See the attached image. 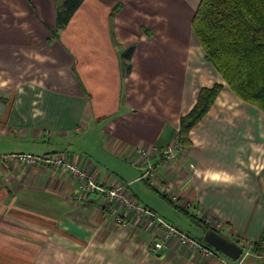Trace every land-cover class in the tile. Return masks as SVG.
<instances>
[{
    "label": "crops",
    "instance_id": "0c3cea01",
    "mask_svg": "<svg viewBox=\"0 0 264 264\" xmlns=\"http://www.w3.org/2000/svg\"><path fill=\"white\" fill-rule=\"evenodd\" d=\"M118 1L83 0L59 39L49 41L55 0H0V262L33 264L42 256V264H65L67 257L73 260L66 264H264V112L237 97L205 59L191 26L198 0H161L146 24L139 10L119 8L110 25L109 7ZM123 40L136 44L129 72L119 59ZM214 82L224 86L190 130V146L156 169L152 185L170 189L185 214L228 240L262 235L260 254L227 256L233 263L173 238L155 249L160 224L123 202L117 210L125 224L98 234L106 220L99 200L80 204L81 224L77 206L66 207L75 188L68 170L14 155L61 154L99 184L115 185L109 172L125 178L119 157L145 165L136 148L173 142L198 89ZM98 148L116 159V169L99 163Z\"/></svg>",
    "mask_w": 264,
    "mask_h": 264
},
{
    "label": "trees",
    "instance_id": "16d2710c",
    "mask_svg": "<svg viewBox=\"0 0 264 264\" xmlns=\"http://www.w3.org/2000/svg\"><path fill=\"white\" fill-rule=\"evenodd\" d=\"M59 1L55 29L51 31L49 41L59 39V31L69 23L83 2ZM191 26L205 59L219 72L227 86L237 97L264 112V0H198ZM133 51L134 45H130L119 53L123 72H129L132 67ZM223 86L221 82H214L200 87L195 103L179 117L175 140L183 150L191 144L190 130L207 113ZM141 175L140 178L155 189L150 177L144 172ZM159 193L167 198L166 193ZM196 221L205 231L213 229L197 217ZM202 237L197 239L213 248ZM261 243L262 235L252 241L251 251L260 254Z\"/></svg>",
    "mask_w": 264,
    "mask_h": 264
},
{
    "label": "rangeland",
    "instance_id": "374dc122",
    "mask_svg": "<svg viewBox=\"0 0 264 264\" xmlns=\"http://www.w3.org/2000/svg\"><path fill=\"white\" fill-rule=\"evenodd\" d=\"M59 2H60L59 0H55V3H57L58 6H59ZM162 3H164V2H162L161 0H122V1L120 0V1L116 2L115 4H113L111 6V8L109 7V10L111 9L110 12L112 13V16L110 19V25H111V22L114 21V14L119 12V8H120V10H123L124 12H127L128 10H131V9H134V11H136V12L139 10L138 14H139L140 18L143 19V21H145V23H143V24H146L147 20L152 18V16H151L152 13H155V11H157L156 8L162 7V6H157V5L162 4ZM83 8H84V6H83ZM154 19L157 20V17H154ZM79 21H81V16H78L73 22L70 23V25L78 23ZM139 28H140V31L142 30V32H144V33H149L148 31L150 30V28L148 25H141V26L139 25ZM59 32H61V30ZM115 34H116V31H115ZM118 34H120V32ZM118 34H116V35L118 36ZM122 42H123V44L120 43V45H122V46H124V44H127V46L124 48H127L130 45H134V51H135V46H136L135 42L125 41V40H123ZM82 140H86L87 141L86 144H89V141L91 142L92 138H89V136H88ZM173 142H175V140ZM173 142H171V143H173ZM75 147L77 149H81L80 146L75 145ZM155 147H158V146H155ZM183 151L178 152L176 154L182 153ZM156 152H157V148H153L152 149V155L154 156L156 154ZM47 154H49V153H45L43 155H47ZM37 155H41V154H37ZM98 158L100 159L99 163H101V164L103 163L105 166L110 167L112 169L117 168L116 161H115L116 159L109 157L108 155H106L101 150H100V153L98 154ZM140 158L142 159L143 157L140 156ZM119 159H120V161L119 160H117V161L120 162V166H121L120 170L125 172L124 174H121V175H124V177L127 179V181L125 180V178H122L123 176L121 177L119 174H116L113 172H109V173L112 175L114 182H117V183L127 182L128 183V187L133 192H135L137 197L139 198V200H138L139 205L138 206L144 207V208L146 206L147 211H149L151 213L154 211L153 212V214H154L153 219L154 220H152L153 225H155V223H157L159 221H164L168 224H172L176 227H179L180 229H182L183 231H185L186 233H188L189 235H191L193 237L199 238L200 236H203V229L204 228L200 224H198V222L193 217H190L189 215L185 214V212L179 208L178 204L173 203L168 198V196H169L168 194H166L167 198L162 196L159 193L160 191L162 193H164V190L162 191L161 187H157V188H155L156 189L155 190L154 188L148 186L141 179H136L134 181L131 180L130 182H128L129 179L131 177H133L132 175L140 176V174L145 169V165H141L140 167L133 166V165H130V164L124 162V160H125L124 157H119ZM23 161L25 163H27L25 160H23ZM40 161H42V160H36L35 162H40ZM162 165H163V163L161 165L157 164V166L159 168H161ZM102 167H104V166L102 165ZM151 178L152 177H150V179ZM72 179L75 182L77 181V180H75L73 175H72ZM75 188H77L76 184H75ZM75 188H74L73 192L70 191L69 199H68L70 201L65 202V204H66V207L69 208V210L75 209L73 206H77L76 207L77 210H75V220H77V222H79L81 224L82 221L84 220V217H85V216H83V214H81L80 208H78V207H80V204H82L83 202L87 203L88 201L96 203V200H99L100 203H98V204L96 203V204H97V207L99 208L100 211L102 210L103 207H107V206L108 207H107V213H106V210L103 208L104 212L106 213V220H105V223H103V225L99 227L98 234H100L105 229H109L110 226H112V227L117 226V224H114V222H113V220L115 221L114 218L112 220L108 219V214L110 211L109 206H111V204L110 205L106 204V201L108 203H112L113 198H112V201H110V196L108 195L107 191H103L104 193L101 191L97 192V193H95V195L93 197V196L86 194L85 191H83V190L78 189L77 191H75ZM127 190H128V188H127ZM157 190L158 191L160 190V191L158 192ZM104 196L106 199L104 198ZM124 196L128 197L129 199H132V197H130L126 192H124ZM123 204H126V203H123ZM129 204L132 207L133 206L136 207L134 204H131V203H129ZM119 213L120 212H116V214H119ZM139 214H141V213H139ZM110 215H115L113 213L112 209H111ZM150 216L151 215H146V217H150ZM60 227L64 228V226H62V225H60ZM65 231H67V230H65ZM56 234L62 238H63V236L68 235L67 232H65L63 234H58V233H56ZM251 243H252V241L239 244L240 246L243 247V253L241 254V256H245V255H248L250 253V251L252 250V247H253ZM250 244H251V246H250ZM36 248H39V247H36ZM248 249L250 250L249 252H248ZM217 253L220 255H225L219 251ZM225 256H223V257L226 258L227 260H229L230 262H233V263L236 262V261L231 260L227 256L226 257ZM49 257H52V256L49 255ZM240 258H242V257H240ZM72 260L73 259L71 257H67L66 259H64L62 261L66 264L67 262H72ZM88 261H89L88 258H79L78 263L79 264H88ZM0 264H5V263L0 262ZM33 264H42V256L36 258V260Z\"/></svg>",
    "mask_w": 264,
    "mask_h": 264
},
{
    "label": "built area",
    "instance_id": "2783aa9c",
    "mask_svg": "<svg viewBox=\"0 0 264 264\" xmlns=\"http://www.w3.org/2000/svg\"><path fill=\"white\" fill-rule=\"evenodd\" d=\"M157 148L156 157L155 159H152V149ZM137 153L142 156L143 160H145V171L144 173L148 175L149 177H152L155 174L156 169L158 168L157 164L161 165L162 163H165L168 158L174 156L176 153L183 151L182 146L175 140L173 143L166 144L162 147H152V148H143L138 147L136 148ZM15 157L18 158V160L22 161L25 160L27 164H36V163H42L44 165L57 167V168H64L68 170L75 180L77 188H75V191L78 189L85 191L86 194H91L94 192H103L107 191L108 195L110 196V201L112 203H108L106 201V204H111L110 211L108 214V219L112 220L115 224L118 225H124V217L121 214H116L118 212L117 207L119 202L126 203V206L129 208L134 209L136 212L146 215H154L153 213L147 211L146 208L138 206V202L136 199H129L128 197L124 196L125 188L123 183H117L112 186H101L97 182V180L93 177L92 174L89 172L78 168L76 165H73L67 157L61 155V154H47V155H35V154H14ZM36 160H42L40 162H35ZM126 187V186H125ZM127 189V187H126ZM166 194H168V198L172 202H177L178 198L173 193H170V189H166ZM104 193V192H103ZM105 198V196H104ZM106 199V198H105ZM129 203L134 204L136 207H132ZM108 207V206H107ZM107 207H103L106 210L107 213ZM111 209L115 215H110ZM200 212L199 210H197ZM106 217V215H105ZM152 217V216H150ZM161 226V230L163 233V236L158 237L157 240L153 241L152 247L155 249H161L166 246L167 238H173L178 243L188 246L191 250L196 251L203 255L204 257H211L214 256L216 253V250L214 248H210L208 245L201 243L196 237H193L180 229L179 227H176L172 224H168L164 221L158 222ZM220 226L219 222H214L213 227ZM247 243V242H244ZM251 246V244H250ZM250 250L248 249V252ZM242 253H243V247H242Z\"/></svg>",
    "mask_w": 264,
    "mask_h": 264
},
{
    "label": "water",
    "instance_id": "95a60500",
    "mask_svg": "<svg viewBox=\"0 0 264 264\" xmlns=\"http://www.w3.org/2000/svg\"><path fill=\"white\" fill-rule=\"evenodd\" d=\"M203 240L211 245L215 250L225 254L231 259L237 260L242 254V246L238 243L228 240L222 235L218 234L213 229L208 230L203 234Z\"/></svg>",
    "mask_w": 264,
    "mask_h": 264
}]
</instances>
